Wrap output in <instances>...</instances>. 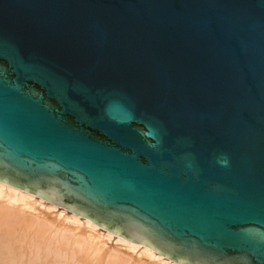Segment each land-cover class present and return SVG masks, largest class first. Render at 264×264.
<instances>
[{"label":"water","instance_id":"1","mask_svg":"<svg viewBox=\"0 0 264 264\" xmlns=\"http://www.w3.org/2000/svg\"><path fill=\"white\" fill-rule=\"evenodd\" d=\"M0 182L179 264H264V0H0Z\"/></svg>","mask_w":264,"mask_h":264},{"label":"bare ground","instance_id":"2","mask_svg":"<svg viewBox=\"0 0 264 264\" xmlns=\"http://www.w3.org/2000/svg\"><path fill=\"white\" fill-rule=\"evenodd\" d=\"M57 207L0 182V264H179ZM112 238L123 251L104 250Z\"/></svg>","mask_w":264,"mask_h":264},{"label":"rangeland","instance_id":"3","mask_svg":"<svg viewBox=\"0 0 264 264\" xmlns=\"http://www.w3.org/2000/svg\"><path fill=\"white\" fill-rule=\"evenodd\" d=\"M35 197H37V196H35ZM44 201V200H43ZM44 202H46V201H44ZM46 203H48V202H46ZM49 204V203H48ZM39 210H38V209ZM43 209V208H42ZM41 209V207H38L37 205H36V213H40V215L41 216H47V214H50L49 213V211H47V210H42ZM57 209H58V211L59 212H61L62 210H64V209H61L60 207H57ZM42 211V212H41ZM66 211V210H65ZM47 212V213H46ZM53 213H55V214H52V212H51V216H55L56 215V213L57 212H55V211H53ZM66 213H71V212H69V211H66ZM69 215V214H68ZM80 218H82L81 216H79ZM82 221V220H81ZM76 232H79V230L78 231H76ZM100 233H103V231L102 230H100L99 231ZM105 241V240H104ZM108 241V240H107ZM106 241V243L104 244V247H105V245H106V249L104 248V250H111V251H116L117 249L116 248H118V249H121L117 244H116V240L115 239H111L110 241H108L107 242ZM108 245V246H107ZM109 248V249H108ZM121 251H123V249H121ZM137 252L139 253L140 251L139 250H137ZM140 258L141 256H139L138 254H136V255H131V258H132V262H134V261H137V258ZM142 258V257H141Z\"/></svg>","mask_w":264,"mask_h":264},{"label":"clouds","instance_id":"4","mask_svg":"<svg viewBox=\"0 0 264 264\" xmlns=\"http://www.w3.org/2000/svg\"><path fill=\"white\" fill-rule=\"evenodd\" d=\"M221 163L222 164H227V160L225 159V160H221Z\"/></svg>","mask_w":264,"mask_h":264}]
</instances>
